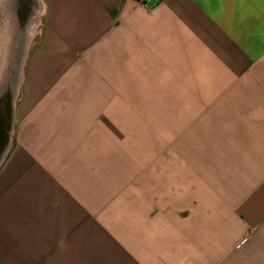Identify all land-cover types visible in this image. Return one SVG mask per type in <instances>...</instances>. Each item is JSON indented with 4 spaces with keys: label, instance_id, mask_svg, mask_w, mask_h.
Returning <instances> with one entry per match:
<instances>
[{
    "label": "crops",
    "instance_id": "crops-1",
    "mask_svg": "<svg viewBox=\"0 0 264 264\" xmlns=\"http://www.w3.org/2000/svg\"><path fill=\"white\" fill-rule=\"evenodd\" d=\"M144 1L44 0L11 125L74 179L4 166L0 264H264V0Z\"/></svg>",
    "mask_w": 264,
    "mask_h": 264
},
{
    "label": "rangeland",
    "instance_id": "rangeland-1",
    "mask_svg": "<svg viewBox=\"0 0 264 264\" xmlns=\"http://www.w3.org/2000/svg\"><path fill=\"white\" fill-rule=\"evenodd\" d=\"M40 6L44 13V0H40ZM43 13L39 16L36 27L27 43L25 60L37 48L40 30H42ZM15 23L11 0H0V53H4L6 58L4 64L6 65L14 57H20L17 53H20L22 45L25 44V36H28L29 26L23 27V36H20V38ZM25 60L20 70V81L14 96V110L21 99ZM13 118V124L8 131V147L0 154V172L6 164L12 162L13 157L18 161L27 157L30 159L29 162L40 165L43 170L42 173L47 179H74L75 141L73 122H67L65 125H58L57 122L56 124L53 122L54 125H52L50 122L45 127L47 131L45 138L24 141L18 118H15V116ZM122 166V164H115V169L121 170ZM122 178H124L123 173L116 171L113 179L122 180Z\"/></svg>",
    "mask_w": 264,
    "mask_h": 264
},
{
    "label": "bare ground",
    "instance_id": "bare-ground-1",
    "mask_svg": "<svg viewBox=\"0 0 264 264\" xmlns=\"http://www.w3.org/2000/svg\"><path fill=\"white\" fill-rule=\"evenodd\" d=\"M26 1V3L24 1L25 4L23 3L24 6L22 7L21 0H11V9L13 10L14 20L16 22L15 24H17L19 37L23 36V27L25 26L26 28L27 25L29 26L28 36H25V44L22 45L21 50L19 51L21 54L17 53V55H20V57H14L12 61L6 65L4 64L6 59L4 53H0V100H3L5 95L8 93L10 96V106L14 101V96L19 85L20 70L25 60L28 47L27 43L30 40V36H32L39 16H41L43 13V9H41L40 6V0ZM7 147L8 143L6 144L4 150H6Z\"/></svg>",
    "mask_w": 264,
    "mask_h": 264
},
{
    "label": "water",
    "instance_id": "water-1",
    "mask_svg": "<svg viewBox=\"0 0 264 264\" xmlns=\"http://www.w3.org/2000/svg\"><path fill=\"white\" fill-rule=\"evenodd\" d=\"M26 0H21V6ZM24 3V4H25ZM25 10V7H24ZM8 92V91H7ZM10 93V92H9ZM0 154L4 151L8 139V131L11 125L10 96L7 93L3 100H0Z\"/></svg>",
    "mask_w": 264,
    "mask_h": 264
},
{
    "label": "trees",
    "instance_id": "trees-1",
    "mask_svg": "<svg viewBox=\"0 0 264 264\" xmlns=\"http://www.w3.org/2000/svg\"><path fill=\"white\" fill-rule=\"evenodd\" d=\"M141 2H143V3H144L145 1H144V0H141Z\"/></svg>",
    "mask_w": 264,
    "mask_h": 264
}]
</instances>
